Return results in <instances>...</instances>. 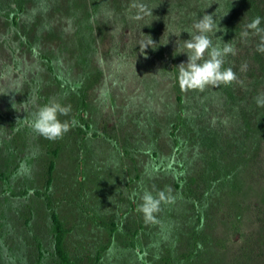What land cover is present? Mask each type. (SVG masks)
<instances>
[{"label": "rangeland", "instance_id": "rangeland-1", "mask_svg": "<svg viewBox=\"0 0 264 264\" xmlns=\"http://www.w3.org/2000/svg\"><path fill=\"white\" fill-rule=\"evenodd\" d=\"M133 2L0 0V264H62L53 210L77 264H264V0ZM203 15L237 79L182 90ZM51 101L75 121L56 141L30 127ZM166 189L146 223L143 191Z\"/></svg>", "mask_w": 264, "mask_h": 264}, {"label": "clouds", "instance_id": "clouds-1", "mask_svg": "<svg viewBox=\"0 0 264 264\" xmlns=\"http://www.w3.org/2000/svg\"><path fill=\"white\" fill-rule=\"evenodd\" d=\"M131 8L138 9L139 12L145 11V5L136 3L135 0L131 4ZM130 18L139 20L141 17L135 15ZM260 25L261 18L257 16L247 25V29L254 30L259 35L264 32ZM192 28L194 31H185L190 35V39L183 40L180 52V54L186 53L188 58L187 63H181L177 68L180 88L204 91L209 86L218 87L221 84L228 85L236 81V73L232 67H224L225 58L235 55L236 49L231 42H223L222 47L220 44H213L211 35H216L219 31V26L215 23L213 16L203 15L202 18L197 19ZM243 35L247 36L248 32L245 31ZM153 44V40L150 39L142 44V48L145 50ZM257 51L264 53V37L261 38ZM256 103L258 106L264 107V93L257 98ZM70 111V106H63L56 101H51L33 113L30 127L45 139L56 141L70 131L71 126L75 124L74 120L69 122L59 119V116H67ZM135 195L136 193H133V196ZM140 199L141 203L138 205L137 211L143 214L146 223L155 221L156 214L161 211L162 204L175 202L171 189L157 191L155 195L152 191L144 190Z\"/></svg>", "mask_w": 264, "mask_h": 264}, {"label": "trees", "instance_id": "trees-1", "mask_svg": "<svg viewBox=\"0 0 264 264\" xmlns=\"http://www.w3.org/2000/svg\"><path fill=\"white\" fill-rule=\"evenodd\" d=\"M51 214L55 235V250L59 260L62 264H77L76 261L72 259L71 255L69 254L66 248V228L63 221L55 210H53Z\"/></svg>", "mask_w": 264, "mask_h": 264}]
</instances>
